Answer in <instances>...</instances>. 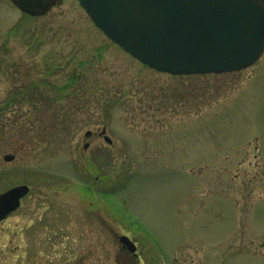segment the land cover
Returning <instances> with one entry per match:
<instances>
[{"label":"rangeland","instance_id":"rangeland-1","mask_svg":"<svg viewBox=\"0 0 264 264\" xmlns=\"http://www.w3.org/2000/svg\"><path fill=\"white\" fill-rule=\"evenodd\" d=\"M21 184L0 264H264V53L174 76L78 0H0V192Z\"/></svg>","mask_w":264,"mask_h":264},{"label":"water","instance_id":"water-1","mask_svg":"<svg viewBox=\"0 0 264 264\" xmlns=\"http://www.w3.org/2000/svg\"><path fill=\"white\" fill-rule=\"evenodd\" d=\"M13 1L31 15L44 14L53 5L52 0ZM78 1L127 51L172 74L234 71L251 65L264 51V0ZM14 158L4 155L6 161ZM29 191L23 184L1 193L0 220L17 209ZM121 241L136 250L127 235Z\"/></svg>","mask_w":264,"mask_h":264},{"label":"flooded vegetation","instance_id":"flooded-vegetation-1","mask_svg":"<svg viewBox=\"0 0 264 264\" xmlns=\"http://www.w3.org/2000/svg\"><path fill=\"white\" fill-rule=\"evenodd\" d=\"M135 254V253H134ZM135 256H137V254H135Z\"/></svg>","mask_w":264,"mask_h":264}]
</instances>
